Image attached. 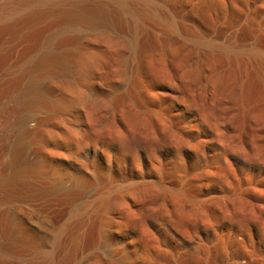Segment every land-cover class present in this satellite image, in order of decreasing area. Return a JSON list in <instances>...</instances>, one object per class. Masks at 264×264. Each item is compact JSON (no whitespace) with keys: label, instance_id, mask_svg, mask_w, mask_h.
Wrapping results in <instances>:
<instances>
[{"label":"rangeland","instance_id":"rangeland-1","mask_svg":"<svg viewBox=\"0 0 264 264\" xmlns=\"http://www.w3.org/2000/svg\"><path fill=\"white\" fill-rule=\"evenodd\" d=\"M149 1L143 16L116 0L0 16V264H264V0ZM51 56L87 62L40 73ZM223 149L237 174L215 177ZM177 153L181 172L151 167ZM16 163L36 177L10 179Z\"/></svg>","mask_w":264,"mask_h":264},{"label":"bare ground","instance_id":"bare-ground-1","mask_svg":"<svg viewBox=\"0 0 264 264\" xmlns=\"http://www.w3.org/2000/svg\"><path fill=\"white\" fill-rule=\"evenodd\" d=\"M49 1H53V0H0V16L4 15V14H7V13H11L12 11H14L15 9H19L20 7L22 6H25V5H28V4H31V3H45V2H49ZM116 2L119 4V6L121 7V9H125V10H130V12H135L136 14L138 13V15H145L147 14L148 12L150 13H155V10L156 9H153L151 6V3H153V1H149V0H116ZM157 1H155V4H156ZM154 4V5H155ZM38 5V4H37ZM153 5V4H152ZM158 5V4H156ZM124 10V11H125ZM127 12V11H126ZM129 12V11H128ZM127 12V13H128ZM95 14V13H94ZM141 18V17H140ZM77 20V19H76ZM84 40V39H83ZM83 40H79V42L83 41ZM80 53H78L79 55ZM72 57V55H70ZM83 56V55H81ZM45 57V56H44ZM71 57H60L58 58V56H51V58L47 59L48 62L45 63L44 65V70H40V73L41 71H46V72H52V74H57L60 73L62 74V77H63V73H70L71 72V69L72 68H75L76 66H78L79 64L83 63L86 58H82V57H76V58H71ZM74 57V55H73ZM87 62V61H85ZM84 64H87V63H84ZM40 65V64H39ZM42 65V66H43ZM81 67V65H79ZM96 66V65H95ZM40 67V66H39ZM42 68V67H41ZM84 68V67H82ZM81 68V69H82ZM40 69V68H39ZM99 69V68H98ZM91 73L93 76H96L97 74V71H96V68H93L91 67ZM96 71V72H95ZM75 72V71H74ZM99 72V71H98ZM73 73V71L71 72ZM43 74V73H42ZM59 74V75H60ZM46 75V74H45ZM48 75V74H47ZM52 75V76H53ZM75 75H77V73L75 72ZM61 76V75H60ZM66 77V76H65ZM96 78V77H95ZM97 81V80H96ZM36 82V81H35ZM68 84V83H67ZM66 85V84H65ZM70 86V85H68ZM61 88H63V92H65V88L66 86H61ZM42 91V90H41ZM41 91H39L37 89V86H33L31 87V90L28 91V97L30 100V105H32L33 103H35V101L39 100L40 98H43V93H41ZM48 92V91H47ZM67 92V91H66ZM161 93V92H160ZM45 94V93H44ZM67 95V94H66ZM45 96V95H44ZM76 96V95H75ZM81 96V95H80ZM79 96V97H80ZM25 97V96H24ZM23 97V98H24ZM78 96L77 97H72L71 99H68L67 102H70L71 106H73V111L76 113V120H77V123L79 124L80 128L81 129H84L87 125L85 122H87L85 120L86 117H83V106H84V102L83 100L81 99V97L79 98ZM83 97V96H82ZM26 98V97H25ZM85 98V97H84ZM27 99L26 101H23V102H27ZM46 99V97H45ZM41 101V100H40ZM42 103V102H41ZM36 104V103H35ZM26 105V104H25ZM86 105V104H85ZM37 106V105H36ZM91 106V105H90ZM28 107V106H26ZM32 107L35 108L34 105H32ZM37 109V108H36ZM86 109V107L84 108V110ZM96 109V108H94ZM32 110V109H31ZM91 110V109H90ZM92 112V111H91ZM204 113V112H203ZM91 115V114H90ZM176 117V116H175ZM89 122V121H88ZM90 127V126H89ZM92 127V126H91ZM79 128V129H80ZM151 128V127H150ZM212 129V128H211ZM214 129H215V126H214ZM78 131V130H77ZM81 132V131H80ZM132 134V133H131ZM220 134V133H219ZM224 134V133H223ZM179 135V134H178ZM222 135V134H221ZM220 135V136H221ZM258 136V135H257ZM155 138V137H154ZM226 138V137H225ZM48 139H52L51 136L48 137ZM224 139V136L221 137V140ZM232 139V138H231ZM124 140V139H123ZM138 142H136V139L134 140V138H132L131 136L130 137H127L124 141H122V143L124 142V144L126 145V147L128 148H133L135 146V143H142L141 141L137 140ZM143 143H146L145 145L148 146V142H143ZM142 143V144H143ZM148 143V144H147ZM123 144V145H124ZM235 145V144H234ZM237 145V144H236ZM149 147H151V145L149 144ZM235 147V146H234ZM240 148V147H239ZM134 150V149H133ZM149 150V149H148ZM226 153L227 151H225V149H223V152L220 154L222 156H224V163L223 164H218L217 168H215L214 170L211 169V167H209V169H207V172H209L211 175H214L215 177H218L221 172L223 171H226V172H229L232 176L234 174H237L235 168L233 167L231 161L229 159L226 158ZM22 156V155H21ZM120 161H121V158H118ZM133 159V158H132ZM15 161H19L17 160V157L14 159ZM136 162H133V163H136L138 162V160L135 158L134 159ZM264 161V160H263ZM167 162V163H165ZM180 162H183L184 163V166L186 168V160H185V157L183 154L181 153H177L174 157H170L168 158L166 161H162V160H159L157 159L156 157H154V160L151 161V167L153 168V170H157V171H161L164 175L162 177H166L167 175H169V172L168 170H166L168 163L169 165L171 166V171L173 173H179L182 171L181 167L180 169L178 168L177 164H180ZM25 163V162H24ZM19 164L17 165L16 163V168H13V171H12V177L11 178H16V179H22V178H26V177H36V174H37V168L35 169L34 168V165L32 166H29V165H26V164ZM15 164V163H14ZM181 166V165H180ZM189 173V172H188ZM191 175V173H189ZM188 175V174H187ZM205 175V174H204ZM81 188L78 187L79 190H77V195L79 196V199H82L81 196H84L86 197L87 196V192H85L86 188H88L87 186L89 185V183L92 182L93 178L95 177V174L92 172V171H85V173H81ZM102 177H107V175L103 174ZM100 176V178L104 181V179ZM221 178V177H220ZM34 179V178H33ZM37 179V178H36ZM18 180H16L18 182ZM215 181V180H214ZM230 184V182H228ZM12 184V183H11ZM148 185V184H147ZM13 186V185H12ZM80 186V185H79ZM146 186V185H145ZM96 187V186H95ZM51 190V189H50ZM71 192V191H70ZM76 192H74V195L76 196ZM35 193H39V190L36 189L35 190ZM105 194H109V192H106ZM131 197V196H130ZM76 199V198H75ZM78 199V198H77ZM127 206V205H125ZM130 207V206H129ZM121 208V207H120ZM118 212V215L121 216L122 214V209L120 210H117ZM125 211V209H124ZM128 212V209L126 210ZM188 212V211H187ZM102 216V215H101ZM180 220V219H179ZM177 222V221H176ZM175 224V223H174ZM193 224L188 221V220H182V221H179L178 223V230L180 231H186L189 227H191ZM188 227V228H187ZM4 228V227H3ZM8 237V236H7ZM48 239V238H47ZM242 239V238H241ZM240 239V240H241ZM240 243V242H239ZM238 243V244H239ZM11 248V247H10ZM148 249L149 247H144V250L146 252H148ZM13 250V249H12ZM180 250V249H179ZM17 252V251H16ZM165 252V251H164ZM11 253V252H10ZM197 256V255H196ZM237 259V258H236ZM235 259V261H236ZM191 261V260H190ZM238 261V260H237ZM242 262V261H241ZM5 263V262H4ZM9 264V263H7Z\"/></svg>","mask_w":264,"mask_h":264}]
</instances>
